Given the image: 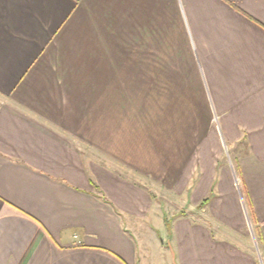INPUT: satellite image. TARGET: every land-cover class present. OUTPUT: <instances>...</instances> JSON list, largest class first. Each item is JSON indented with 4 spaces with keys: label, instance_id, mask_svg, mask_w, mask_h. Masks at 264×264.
I'll return each mask as SVG.
<instances>
[{
    "label": "crops",
    "instance_id": "0c3cea01",
    "mask_svg": "<svg viewBox=\"0 0 264 264\" xmlns=\"http://www.w3.org/2000/svg\"><path fill=\"white\" fill-rule=\"evenodd\" d=\"M0 264H264V0H0Z\"/></svg>",
    "mask_w": 264,
    "mask_h": 264
},
{
    "label": "rangeland",
    "instance_id": "374dc122",
    "mask_svg": "<svg viewBox=\"0 0 264 264\" xmlns=\"http://www.w3.org/2000/svg\"><path fill=\"white\" fill-rule=\"evenodd\" d=\"M198 143H205V142H204V140H203V142H200V140H199ZM225 146H226V156L225 157L227 158L225 160V162L230 166L231 173L233 172L232 174L235 177V182H236L237 187L239 188V191L241 192L242 198H243V200L245 202V199L246 198H244V193H243V190H242L241 182H240L239 177H238V170L236 168L237 167V162H236L235 156H237L238 154L235 153L234 148H232L229 144L226 143ZM221 169L222 168L220 166L218 168V173H219L218 182H221V178H222L221 177V175H222ZM206 174L207 173L205 172L203 174V176H206ZM201 181L202 180H201V177H200L199 182H201ZM149 186L151 187V190L153 191V194L155 195L156 200L157 201L159 200V203H160L161 206H163V209L164 208L166 209L164 211H162L163 210L162 209L161 211L156 212V214L158 213L157 215L160 218H163L164 219L165 228H166V231H165L166 233L164 235H165V239H167V241L170 243V241H171V223H172L175 215H183V214H187V212L185 211V209H182V211L179 210V207H180L179 204H180V202L177 201V200H175L174 197L170 195V193H172V192H170L168 189H167L166 192H163V191L159 190V188H157L156 186H154L151 183H149ZM210 194H212V193H210ZM213 194H214V192H213ZM213 194H212V196H213ZM193 195L191 196V198L193 197ZM247 214H249V220H250V213H247ZM250 221H251L250 222V226H251L250 231H251L252 237L254 239L253 240L254 246H255L254 248H255L256 252L258 253L259 246H261V239H260L259 233L257 232V228L255 227V225L253 223L252 216H251V220ZM159 225H160L159 223L156 224V230L158 229V230H161L162 231V229H161V227H159ZM158 230H157V233H158ZM168 242H167V244H168ZM154 246L157 247L156 244ZM168 248L171 249V243L169 244ZM151 252H152V257L154 259L155 258L156 259H159L160 255L158 254V251L157 250L151 251ZM168 254H166V256Z\"/></svg>",
    "mask_w": 264,
    "mask_h": 264
},
{
    "label": "trees",
    "instance_id": "16d2710c",
    "mask_svg": "<svg viewBox=\"0 0 264 264\" xmlns=\"http://www.w3.org/2000/svg\"><path fill=\"white\" fill-rule=\"evenodd\" d=\"M236 168H237V170H239L238 165H237ZM207 201H208V199H207L206 201H204L203 203H205V202H207ZM251 215H252V218H253V222H255V219H254L253 213H251ZM257 232L259 233L260 239H262L261 231H260L259 227H257Z\"/></svg>",
    "mask_w": 264,
    "mask_h": 264
}]
</instances>
